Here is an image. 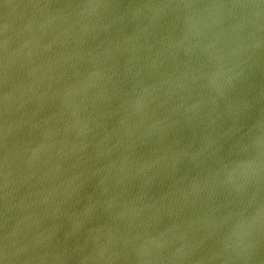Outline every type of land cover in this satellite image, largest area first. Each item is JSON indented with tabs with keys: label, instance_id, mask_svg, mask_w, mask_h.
Instances as JSON below:
<instances>
[{
	"label": "water",
	"instance_id": "obj_1",
	"mask_svg": "<svg viewBox=\"0 0 264 264\" xmlns=\"http://www.w3.org/2000/svg\"><path fill=\"white\" fill-rule=\"evenodd\" d=\"M2 264H264L261 0H0Z\"/></svg>",
	"mask_w": 264,
	"mask_h": 264
},
{
	"label": "snow or ice",
	"instance_id": "obj_2",
	"mask_svg": "<svg viewBox=\"0 0 264 264\" xmlns=\"http://www.w3.org/2000/svg\"><path fill=\"white\" fill-rule=\"evenodd\" d=\"M261 3H264V0H261ZM0 264H2V261H0Z\"/></svg>",
	"mask_w": 264,
	"mask_h": 264
}]
</instances>
